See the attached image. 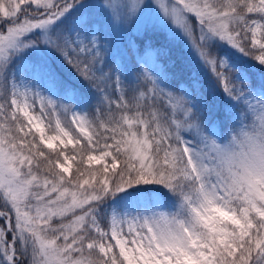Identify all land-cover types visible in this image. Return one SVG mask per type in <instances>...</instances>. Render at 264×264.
<instances>
[{
    "label": "snow or ice",
    "instance_id": "1",
    "mask_svg": "<svg viewBox=\"0 0 264 264\" xmlns=\"http://www.w3.org/2000/svg\"><path fill=\"white\" fill-rule=\"evenodd\" d=\"M0 264H264V0H0Z\"/></svg>",
    "mask_w": 264,
    "mask_h": 264
},
{
    "label": "rangeland",
    "instance_id": "2",
    "mask_svg": "<svg viewBox=\"0 0 264 264\" xmlns=\"http://www.w3.org/2000/svg\"><path fill=\"white\" fill-rule=\"evenodd\" d=\"M176 51H178V50L176 49ZM126 91H127V90H126ZM131 95H132V93L130 92V95L128 96V91H127L126 98H130ZM113 99L115 100V96H113ZM37 104H39V100H37ZM36 114L38 115L39 113H36ZM60 118H61V120H62V122H63V117L61 116ZM53 119H55V114L53 115ZM45 123H46V121H45Z\"/></svg>",
    "mask_w": 264,
    "mask_h": 264
},
{
    "label": "trees",
    "instance_id": "3",
    "mask_svg": "<svg viewBox=\"0 0 264 264\" xmlns=\"http://www.w3.org/2000/svg\"><path fill=\"white\" fill-rule=\"evenodd\" d=\"M173 52H174V55H175V53H176V49H174ZM257 79H259V77H257ZM129 95H130V91H128V96H129Z\"/></svg>",
    "mask_w": 264,
    "mask_h": 264
}]
</instances>
